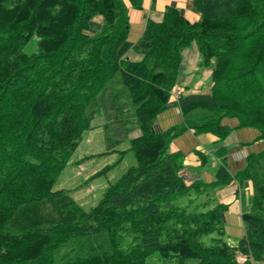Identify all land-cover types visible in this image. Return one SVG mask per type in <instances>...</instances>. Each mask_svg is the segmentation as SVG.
<instances>
[{
    "label": "trees",
    "instance_id": "obj_1",
    "mask_svg": "<svg viewBox=\"0 0 264 264\" xmlns=\"http://www.w3.org/2000/svg\"><path fill=\"white\" fill-rule=\"evenodd\" d=\"M192 3L197 21L168 6L130 42L124 0H0V264H149L152 252L264 264V147L231 173L219 146L209 182H186L183 153L169 149L188 129L223 140L224 118L264 140V0ZM97 14L101 26L89 34ZM192 43L210 90L181 94V121L156 131ZM98 115L108 148L127 138L134 163L84 207L54 183ZM233 179L250 181L252 193L244 235L231 245L215 191Z\"/></svg>",
    "mask_w": 264,
    "mask_h": 264
},
{
    "label": "crops",
    "instance_id": "obj_2",
    "mask_svg": "<svg viewBox=\"0 0 264 264\" xmlns=\"http://www.w3.org/2000/svg\"><path fill=\"white\" fill-rule=\"evenodd\" d=\"M124 2L128 9L130 25L127 39L130 42H135L140 37L147 19L161 20L168 6L177 8L190 22H195L200 17V12L194 8L192 0H141V4L138 7H133L129 0H124ZM102 20V15H94L89 21V27L86 32L89 34L96 33L101 26ZM199 61L200 55L194 43L183 49L176 81L173 85L179 87L183 94L206 93L210 90L211 82H208L210 70L200 66ZM180 121V110L176 102L169 98L168 106L157 116L154 129L161 131ZM223 123L231 128L223 140H217V137L211 133H195L192 129H188L170 142V151H180L184 155L182 173L188 174L192 178H201L209 182L214 179L215 169L221 162L213 154L219 146L226 148V166L231 173L243 168L245 156L248 153L263 149L264 140L257 137L258 131L255 128H238L236 127L237 120L235 118H224ZM98 125H102V123ZM138 132V129H133L129 136L133 137ZM85 147H81L80 157H87L91 154L92 145L88 144ZM199 152L206 157L203 161L200 159ZM80 157L74 160L72 158L71 161L73 163L79 161ZM77 166L76 174L77 176H82L83 181L88 180L89 175L96 171L93 169L90 172H86L87 168L83 164H78ZM66 184L71 183L66 182ZM251 193L252 185L250 181L240 185L235 179L216 189L217 200L226 206L222 214L225 233L228 232L239 237L244 235L241 213L249 208V196ZM79 194L73 193L72 196L81 203L83 195Z\"/></svg>",
    "mask_w": 264,
    "mask_h": 264
},
{
    "label": "rangeland",
    "instance_id": "obj_3",
    "mask_svg": "<svg viewBox=\"0 0 264 264\" xmlns=\"http://www.w3.org/2000/svg\"><path fill=\"white\" fill-rule=\"evenodd\" d=\"M31 47V44L26 45V49ZM99 123H103V119L98 115L92 119L91 127L83 132L78 147L68 163L60 170L54 183V188H63L71 194L80 193L79 195H83L81 204L84 207L94 203L103 188L108 183L115 181L127 166L134 163L133 155L129 150L128 139L115 143L112 149L108 148L111 138L109 133L102 128V125H98ZM88 144L92 145L91 154L87 157H80L81 147L86 148L85 146ZM77 157H80V160L73 163L72 158L74 160ZM78 164H83L87 168L86 172L93 169L96 171L89 175L88 180L83 181V177L76 174ZM66 182L71 184H66ZM210 236H204L203 239L209 242ZM238 238L239 236L228 232L223 237L224 241L231 245L235 244ZM146 261L149 264H199L196 259H180L177 256L162 257L156 252L148 254Z\"/></svg>",
    "mask_w": 264,
    "mask_h": 264
},
{
    "label": "built area",
    "instance_id": "obj_4",
    "mask_svg": "<svg viewBox=\"0 0 264 264\" xmlns=\"http://www.w3.org/2000/svg\"><path fill=\"white\" fill-rule=\"evenodd\" d=\"M183 94L182 90L179 87L172 86L170 91H169V98L172 99L174 102L178 99V97ZM183 179L186 182L192 181L195 178H192L190 175L182 173Z\"/></svg>",
    "mask_w": 264,
    "mask_h": 264
},
{
    "label": "water",
    "instance_id": "obj_5",
    "mask_svg": "<svg viewBox=\"0 0 264 264\" xmlns=\"http://www.w3.org/2000/svg\"><path fill=\"white\" fill-rule=\"evenodd\" d=\"M177 9V8H176ZM178 10V9H177Z\"/></svg>",
    "mask_w": 264,
    "mask_h": 264
}]
</instances>
